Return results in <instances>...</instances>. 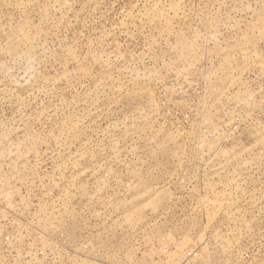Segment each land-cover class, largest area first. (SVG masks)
<instances>
[{
  "label": "rangeland",
  "instance_id": "rangeland-1",
  "mask_svg": "<svg viewBox=\"0 0 264 264\" xmlns=\"http://www.w3.org/2000/svg\"><path fill=\"white\" fill-rule=\"evenodd\" d=\"M0 264H264V0H0Z\"/></svg>",
  "mask_w": 264,
  "mask_h": 264
}]
</instances>
